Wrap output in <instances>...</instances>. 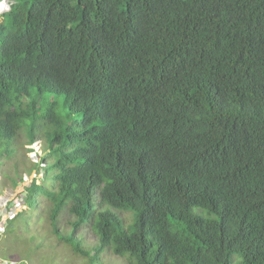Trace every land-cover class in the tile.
<instances>
[{"label": "trees", "instance_id": "1", "mask_svg": "<svg viewBox=\"0 0 264 264\" xmlns=\"http://www.w3.org/2000/svg\"><path fill=\"white\" fill-rule=\"evenodd\" d=\"M10 1L0 161L47 142L53 232L90 264H264V0Z\"/></svg>", "mask_w": 264, "mask_h": 264}, {"label": "rangeland", "instance_id": "2", "mask_svg": "<svg viewBox=\"0 0 264 264\" xmlns=\"http://www.w3.org/2000/svg\"><path fill=\"white\" fill-rule=\"evenodd\" d=\"M59 101L63 116H70L68 108L65 106V100L61 98ZM80 121L81 116L78 115L70 116L68 119L70 124L73 122L79 123ZM38 134L40 137L43 136L41 132H38ZM21 140L23 144L20 145L21 142L18 143L17 141L13 142L10 149L11 154H5L4 158L0 161V176L2 178L0 193L3 192L4 188L17 186L19 176L22 177L23 173H29L32 169L29 156L31 158H36V156L33 153L28 154V150L24 151L22 146L24 143L27 144L26 138L23 136ZM47 145V142H45V150L47 149ZM39 152L41 154V151ZM52 160L53 157H50L48 160L51 172ZM46 183L44 180V184ZM39 198L44 205V214H41V211L37 212L36 208L28 202V212L21 214L16 221L9 224L7 234L0 242V257L18 260L24 264H90L89 259L74 253L71 246L62 241L53 232L49 217L50 202L45 197L44 190L40 193ZM101 208L106 210L107 206L102 205L100 207V204H98L97 210ZM117 213L126 219L129 224L132 223L133 214L129 212ZM70 221L71 219L66 212L60 216L58 226L62 235H68L72 231V227L68 223ZM78 236L79 238L83 237L82 241L85 247H94L98 244V237L91 230L83 228L78 233ZM103 262L104 264H125L121 258L113 254L104 257Z\"/></svg>", "mask_w": 264, "mask_h": 264}, {"label": "built area", "instance_id": "3", "mask_svg": "<svg viewBox=\"0 0 264 264\" xmlns=\"http://www.w3.org/2000/svg\"><path fill=\"white\" fill-rule=\"evenodd\" d=\"M33 161H37L34 158ZM2 178L0 176V182ZM33 174L23 173L22 179L18 180L17 186L4 188L0 193V242L8 231V226L16 221L20 214L29 210V187L34 182ZM0 264H24L21 261L0 257Z\"/></svg>", "mask_w": 264, "mask_h": 264}, {"label": "clouds", "instance_id": "4", "mask_svg": "<svg viewBox=\"0 0 264 264\" xmlns=\"http://www.w3.org/2000/svg\"><path fill=\"white\" fill-rule=\"evenodd\" d=\"M11 5H12V2L10 0H0V18L2 17V15L8 13L10 11V8H11ZM45 147V143L42 141V140H35L34 142H32L31 144L27 145L26 148L28 150V154H34V156H36L37 158V161H33L34 158H31L29 156V158L34 162V163H37L39 161H42L41 160V157L44 155V150L43 148ZM41 151V154L40 152ZM47 165L45 164V167ZM31 174H33V176L35 177V180L36 181V184H38L39 186H50L51 183H46L44 184V180H45V172H38L36 170H32L30 171ZM29 172V174H30ZM28 173V172H26ZM47 182V180H45ZM56 185V183L54 184Z\"/></svg>", "mask_w": 264, "mask_h": 264}]
</instances>
